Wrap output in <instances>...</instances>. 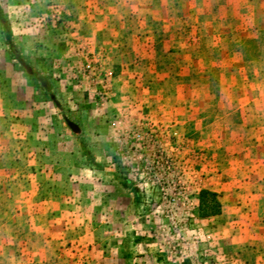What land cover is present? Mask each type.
I'll list each match as a JSON object with an SVG mask.
<instances>
[{"label":"rangeland","instance_id":"374dc122","mask_svg":"<svg viewBox=\"0 0 264 264\" xmlns=\"http://www.w3.org/2000/svg\"><path fill=\"white\" fill-rule=\"evenodd\" d=\"M0 7V264H264V0Z\"/></svg>","mask_w":264,"mask_h":264},{"label":"trees","instance_id":"16d2710c","mask_svg":"<svg viewBox=\"0 0 264 264\" xmlns=\"http://www.w3.org/2000/svg\"><path fill=\"white\" fill-rule=\"evenodd\" d=\"M0 22L4 28L5 37L10 45V47L15 50V45L12 39V31L9 27L8 21L6 20L5 16L3 15V10L0 7ZM217 195L210 192H202L201 193V216L202 217H212L216 216L221 213V204L216 200Z\"/></svg>","mask_w":264,"mask_h":264},{"label":"water","instance_id":"95a60500","mask_svg":"<svg viewBox=\"0 0 264 264\" xmlns=\"http://www.w3.org/2000/svg\"><path fill=\"white\" fill-rule=\"evenodd\" d=\"M69 126L72 128V130L75 132V133H77V134H80L81 133V129L77 126V125H75V124H73V123H69Z\"/></svg>","mask_w":264,"mask_h":264},{"label":"built area","instance_id":"2783aa9c","mask_svg":"<svg viewBox=\"0 0 264 264\" xmlns=\"http://www.w3.org/2000/svg\"><path fill=\"white\" fill-rule=\"evenodd\" d=\"M136 139H137V140H142V135H141V134H137V135H136Z\"/></svg>","mask_w":264,"mask_h":264}]
</instances>
